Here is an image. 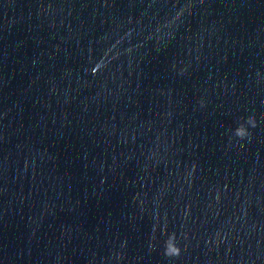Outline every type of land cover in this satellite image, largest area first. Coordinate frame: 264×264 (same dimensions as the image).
I'll return each instance as SVG.
<instances>
[{
    "label": "water",
    "instance_id": "obj_1",
    "mask_svg": "<svg viewBox=\"0 0 264 264\" xmlns=\"http://www.w3.org/2000/svg\"><path fill=\"white\" fill-rule=\"evenodd\" d=\"M0 264H264V0H0Z\"/></svg>",
    "mask_w": 264,
    "mask_h": 264
}]
</instances>
